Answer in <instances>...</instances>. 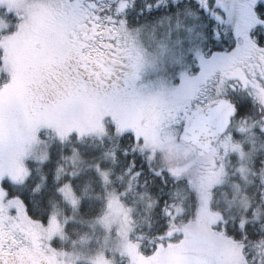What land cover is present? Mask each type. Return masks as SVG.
<instances>
[{
  "label": "rangeland",
  "instance_id": "374dc122",
  "mask_svg": "<svg viewBox=\"0 0 264 264\" xmlns=\"http://www.w3.org/2000/svg\"><path fill=\"white\" fill-rule=\"evenodd\" d=\"M13 2L17 7L9 11L16 12L19 9L21 13L17 30H23L31 37L41 34L46 29V19L34 18L32 12V5L45 3L46 0ZM165 2L166 0H161V3ZM234 2L240 4L244 1ZM0 8H7V0L0 4ZM7 24L8 19H0V29L6 28ZM170 28H173V25L163 17H159L155 23L141 24L139 35L137 29L131 27V34L127 38L131 60L143 64L138 83L145 85L149 91L146 99L136 100L141 105L140 109L128 110L110 100L93 99L81 104L75 111L63 108L54 119L41 125H34V122L14 124L11 127L6 122L0 124L2 145L15 144V157L7 161L8 164H0V181L7 178L23 184L32 176L31 166H36L48 158V151L53 143L66 140L70 133H75L79 138L104 137L107 135V126L111 124L114 126L115 134L130 132L141 136L143 142L137 144V149L148 152L154 161L171 174L191 178V183L199 196L194 217L181 225L175 222V217L183 212L184 199L180 198L178 205L165 210L170 217V229L163 237L165 242L163 248L144 255L138 243L133 240L139 237L135 234L137 224H140L138 218L134 216L137 207L128 205L112 190L106 198L102 214L87 223L89 229L76 239L68 237L64 231L66 221L57 213H52L45 224L26 217L23 228L28 236L29 247L23 255L31 259L30 263H33L35 255H40L51 264H118V258L125 259L126 264H244L239 246L226 238L223 228L213 227L224 219L210 208L211 198L208 201L203 193L204 183L207 181V171L211 169L209 171L211 186L218 185L220 197H215V201L220 199L225 204V212L229 218L241 215L239 224L249 220L251 216L254 220L264 219L262 206L264 179L261 201L255 207L253 205L251 207L250 197L242 183L247 182L249 174L253 172L256 174L255 168L252 167L256 158L264 171V117L261 119L259 117L264 111L259 107L248 118L238 116L233 119L227 133L216 144L214 153L201 160L195 159L186 144L173 141L175 129L160 123L168 109L197 89L202 90L209 99H215L216 90L222 89H218V80L216 86L211 82L207 84L193 82L186 85L178 95H172L171 89L177 83V69L174 64L177 49L168 38ZM48 41L50 45L48 54L54 55L68 44L67 40L59 41L54 35L48 37ZM6 42L7 37L0 36V47ZM141 45L148 51L143 56H137L136 48ZM190 70L194 72L196 69L192 67ZM212 70L214 69H210ZM0 71L6 73L8 77L15 76L13 65L3 53H0ZM250 86L251 81L243 91H240L239 85L238 95L244 96L250 90ZM19 94V83L13 84L12 79H9L8 85H5L4 78L0 77V102L14 100ZM247 97L253 102H258L259 96L255 93ZM15 127L17 129L12 131ZM14 132L18 135H13ZM78 162L76 156L71 157L69 164L72 163L73 166L70 167L68 174L72 177L79 172L76 166ZM209 164L211 167H208ZM100 177L103 184L107 177L105 174ZM58 191L73 209L77 207L79 198L69 184H63ZM212 192L213 190L209 195ZM137 198L144 203L150 200L146 196L144 201L142 194ZM53 241L59 245H54Z\"/></svg>",
  "mask_w": 264,
  "mask_h": 264
},
{
  "label": "snow or ice",
  "instance_id": "6c2138e0",
  "mask_svg": "<svg viewBox=\"0 0 264 264\" xmlns=\"http://www.w3.org/2000/svg\"><path fill=\"white\" fill-rule=\"evenodd\" d=\"M16 7L13 0H7V8H0V19H8L6 28L0 29V36L7 37L0 53L15 70L14 77L2 71L0 77L5 85L12 79L20 86L18 98L0 102V124L6 122L9 127L25 118L36 122L60 108L75 111L93 99L113 103L146 99L149 91L138 83L143 64L132 62L127 39L130 26L139 35V15L145 12L157 13L153 23L163 17L173 25L168 31L177 49V83L172 95L193 82L216 86L218 80L222 89L216 90L215 99L197 89L168 109L160 123L175 129L173 141L190 140V130L196 122L212 117L217 102L226 106L225 117L230 119L238 110L232 99L237 85L243 91L250 81L264 80V0L240 4L234 0H46L32 5L33 17L45 18L47 27L31 37L17 30L21 13L9 11ZM53 35L68 44L49 57L48 37ZM147 51L138 46L136 55ZM142 142L141 136L130 134V145ZM136 154L134 146L131 151L125 147L132 169ZM27 207L22 193L0 181V264H26L23 253L29 244L23 224L26 217L31 219ZM243 247L241 242V255L248 264ZM253 251L251 259L264 264V252Z\"/></svg>",
  "mask_w": 264,
  "mask_h": 264
},
{
  "label": "trees",
  "instance_id": "16d2710c",
  "mask_svg": "<svg viewBox=\"0 0 264 264\" xmlns=\"http://www.w3.org/2000/svg\"><path fill=\"white\" fill-rule=\"evenodd\" d=\"M144 2L151 3L152 0H144ZM156 16V12H145L139 15L138 23L151 24L152 18ZM248 95L249 93L244 96L237 93L232 96L238 106L233 119L238 116L248 118L259 107H262L261 111H264L262 97L258 98V102H253L247 97ZM259 117L263 118L264 112ZM107 130V135L104 137L79 138L75 133H70L66 140L56 141L50 146L48 158L44 162L31 166L32 176L26 182L17 183L7 178L2 181L25 196L28 205L27 216L32 220L45 224L52 213H57L65 219L64 231L70 239L82 236L89 229L87 223L102 214L109 192L115 191L121 200L132 207H137L134 216L138 218L140 224H137L135 234L139 237L133 240L138 243L142 254L149 255L156 250H161L165 244L163 237L170 229V217L165 210L178 205L180 198L184 199L183 212L175 217V222L179 225L188 222L197 211L198 193L191 183V178L171 174L165 167L154 161L148 152L138 150L137 144L130 145V132L115 134L114 126L111 124L107 126ZM126 146L129 151L132 146L137 149L135 169L131 168L132 157L124 155ZM188 147L194 154L193 149ZM74 156L79 160L76 163L79 172L77 171L78 174L72 177L68 174L70 167L73 166L69 162ZM194 157L197 159L195 155ZM254 161L252 167L255 168L256 174L253 172L248 175L251 181L249 179L247 182L242 181L246 187L245 192L250 197L251 207L257 206L261 201L262 179H264L263 166L257 158ZM208 167H211V164ZM210 170L207 171V181L210 178ZM137 171L140 173L139 177L135 175ZM157 172L161 173L159 177L154 175ZM102 174L107 177L103 184L100 177ZM63 184H69L79 198L75 209L58 191ZM205 184L206 182L204 187ZM218 192L219 190L216 189L210 194V208L220 214L224 220L213 227L223 228L226 238L237 244L240 251H242L241 242H243V253L249 257L248 264H258V259L251 258L255 255L254 248L264 252V219L254 220L251 216L249 220L239 224L241 215L229 218L225 212V204L220 199L215 201V197H219ZM203 193L207 194L206 187ZM140 194L144 201L146 196L150 200L145 201L146 203L140 202L137 198ZM141 217L144 219L140 220ZM210 221L212 222L211 218ZM53 244L59 245L56 241H53ZM42 258L49 262L46 258ZM117 260L118 264H126L123 258Z\"/></svg>",
  "mask_w": 264,
  "mask_h": 264
},
{
  "label": "water",
  "instance_id": "95a60500",
  "mask_svg": "<svg viewBox=\"0 0 264 264\" xmlns=\"http://www.w3.org/2000/svg\"><path fill=\"white\" fill-rule=\"evenodd\" d=\"M225 111L226 106L217 102L212 117L196 122L190 130V140H181L194 149V154L199 159L207 158L213 153L216 142L228 129L234 115L226 119Z\"/></svg>",
  "mask_w": 264,
  "mask_h": 264
},
{
  "label": "flooded vegetation",
  "instance_id": "af4514ba",
  "mask_svg": "<svg viewBox=\"0 0 264 264\" xmlns=\"http://www.w3.org/2000/svg\"><path fill=\"white\" fill-rule=\"evenodd\" d=\"M49 57L55 56L54 54H48ZM252 86H250V90L247 92L249 94H256L259 97L262 95V103L264 104V80H260L258 82L256 81H251ZM258 93V94H257ZM100 101H106V100H100ZM123 108H126L128 110H137L141 108V105L134 99H128L126 101L120 102L119 103ZM63 108L52 110L47 112L45 115H43L38 121L34 122V125H41L43 122L49 121L54 119L60 111H62ZM28 120V122H26ZM22 123H33L31 119L25 118ZM17 128L15 127L12 131H15ZM10 133V132H9ZM13 135H18L16 132H14ZM15 144H11L9 146H3L2 142L0 140V164H8L7 161H10L15 157ZM18 154V153H16ZM6 160V162L4 161ZM207 186L209 190L211 189V179L207 181ZM215 188V187H212ZM25 261L26 264H51L50 262L45 261L40 255H35L33 257V263H30L31 259H27L26 257Z\"/></svg>",
  "mask_w": 264,
  "mask_h": 264
}]
</instances>
